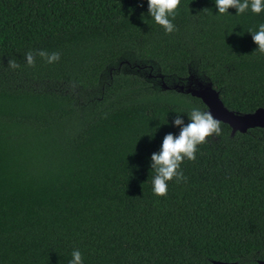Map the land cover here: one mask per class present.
Returning <instances> with one entry per match:
<instances>
[{
	"label": "trees",
	"instance_id": "trees-1",
	"mask_svg": "<svg viewBox=\"0 0 264 264\" xmlns=\"http://www.w3.org/2000/svg\"><path fill=\"white\" fill-rule=\"evenodd\" d=\"M237 11L181 0L167 34L148 0H0V264H69L77 249L83 264L264 261V129L221 123L186 181L152 190L176 112L207 110L169 85L194 77L230 111L264 108L249 32L264 10Z\"/></svg>",
	"mask_w": 264,
	"mask_h": 264
},
{
	"label": "clouds",
	"instance_id": "clouds-1",
	"mask_svg": "<svg viewBox=\"0 0 264 264\" xmlns=\"http://www.w3.org/2000/svg\"><path fill=\"white\" fill-rule=\"evenodd\" d=\"M180 2L181 0H148V14L164 28L167 34L176 30L172 19H175L178 14ZM215 5L219 15L229 14L230 8H236L237 15L243 14L249 8L256 14H260L264 10V0H215ZM249 32L252 34L253 41L258 45L256 51L264 54V24L259 25L258 31ZM37 55L44 58L49 64L58 62L60 59L58 52L49 54L40 50ZM25 59L28 66H35V57L32 52H28ZM8 67L16 69L19 65L15 60L10 59ZM176 113L174 124L181 129L179 135H166L160 151L151 157V170L155 171V176L152 178V190L159 197L167 195L168 182L174 178L177 183L186 181L187 178L180 170L181 164L185 159L195 161L199 145L206 143L209 137H220L223 134L221 122L210 111H202L198 107H193L187 114L189 117L187 124L180 113ZM69 264H83L82 254L78 249L72 252Z\"/></svg>",
	"mask_w": 264,
	"mask_h": 264
},
{
	"label": "water",
	"instance_id": "water-1",
	"mask_svg": "<svg viewBox=\"0 0 264 264\" xmlns=\"http://www.w3.org/2000/svg\"><path fill=\"white\" fill-rule=\"evenodd\" d=\"M162 88L170 89L164 83ZM172 89L190 94L198 98L206 107V111H210L215 118L221 123L226 124L231 129V136L235 133H246L250 129L261 128L264 129V108L257 109L253 113L239 114L226 109L220 100L219 92L215 91L211 83L202 84L192 77H189L184 85H176ZM211 264H238L224 263L213 261ZM257 264H264V261H259Z\"/></svg>",
	"mask_w": 264,
	"mask_h": 264
},
{
	"label": "rangeland",
	"instance_id": "rangeland-1",
	"mask_svg": "<svg viewBox=\"0 0 264 264\" xmlns=\"http://www.w3.org/2000/svg\"><path fill=\"white\" fill-rule=\"evenodd\" d=\"M194 80H196V81H198L196 78H194V77H192ZM198 82H200V81H198ZM200 83H202V82H200ZM165 84V83H164ZM186 84V83H185ZM202 84H206V83H202ZM167 87H168V85L167 84H165ZM174 86H176V85H169V87H174Z\"/></svg>",
	"mask_w": 264,
	"mask_h": 264
}]
</instances>
